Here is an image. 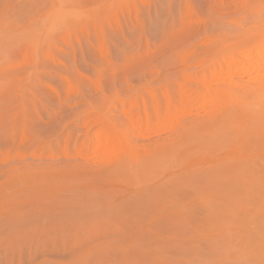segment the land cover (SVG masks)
Here are the masks:
<instances>
[{"label": "rangeland", "instance_id": "1", "mask_svg": "<svg viewBox=\"0 0 264 264\" xmlns=\"http://www.w3.org/2000/svg\"><path fill=\"white\" fill-rule=\"evenodd\" d=\"M263 28L264 0H0V264H264V119L181 99ZM99 117L137 170L81 175L126 161Z\"/></svg>", "mask_w": 264, "mask_h": 264}, {"label": "bare ground", "instance_id": "2", "mask_svg": "<svg viewBox=\"0 0 264 264\" xmlns=\"http://www.w3.org/2000/svg\"><path fill=\"white\" fill-rule=\"evenodd\" d=\"M260 41L256 44L245 45L236 50L229 60L227 69L223 70L221 66L211 71L208 75L202 73L192 78L195 88L187 93L183 91L181 99L195 108L205 104L212 103L213 100L219 99L218 103H222L220 112H216L214 120L219 121L222 118L233 117L238 111L251 119L253 128L257 129L261 120L264 119V28ZM245 54L243 63L240 62L237 54ZM261 61L257 66L254 63ZM217 82V83H214ZM259 109L261 112L259 117L253 114L254 110ZM220 116V117H219ZM219 117V118H218ZM100 128L86 139L92 143V152L96 154H126V161H119L112 168H101L92 172L81 173L82 176L93 177L100 173L114 172L123 175L129 169L137 170L140 166L137 159H141L133 138H130L126 132L117 126L112 119L99 117ZM251 127V126H248ZM245 130H250L251 128ZM179 136L172 141H177ZM262 139L252 143L255 152L264 151ZM172 144V143H171ZM90 145V144H89ZM262 146V147H261ZM83 152L80 154L83 157ZM264 160V154L258 157V160Z\"/></svg>", "mask_w": 264, "mask_h": 264}]
</instances>
